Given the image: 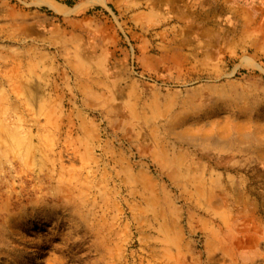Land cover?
<instances>
[{
	"label": "rangeland",
	"instance_id": "obj_1",
	"mask_svg": "<svg viewBox=\"0 0 264 264\" xmlns=\"http://www.w3.org/2000/svg\"><path fill=\"white\" fill-rule=\"evenodd\" d=\"M126 2L0 0V264H264L263 0L181 79L144 72ZM103 59L128 79L83 101Z\"/></svg>",
	"mask_w": 264,
	"mask_h": 264
},
{
	"label": "crops",
	"instance_id": "obj_2",
	"mask_svg": "<svg viewBox=\"0 0 264 264\" xmlns=\"http://www.w3.org/2000/svg\"><path fill=\"white\" fill-rule=\"evenodd\" d=\"M259 5L260 0H127L121 8L129 13V22L141 30L136 35L141 51L139 62L144 72L181 79L207 74L209 45L219 53L224 51L225 18L230 21L226 23L241 25L237 34L233 31L236 38L227 45V52L247 51L249 44L245 39L256 36L250 24L257 22V19L250 9ZM209 29L216 34L215 40L210 42ZM150 30H154L151 38L146 35ZM191 30L195 31L193 37L189 33ZM81 62L82 65H77L79 70L88 71L94 66L96 73L103 71L101 77L95 78L92 71L81 72L78 76L81 87L79 94L84 96L81 95L83 101H88L89 96L104 94L103 88L108 86L116 88L118 93L123 85L121 82L128 79L127 72L123 75L119 71L105 74L104 70L110 65L104 63V59L93 65L89 61ZM193 62L196 64L194 69ZM121 93L126 94L127 91L122 90Z\"/></svg>",
	"mask_w": 264,
	"mask_h": 264
},
{
	"label": "bare ground",
	"instance_id": "obj_3",
	"mask_svg": "<svg viewBox=\"0 0 264 264\" xmlns=\"http://www.w3.org/2000/svg\"><path fill=\"white\" fill-rule=\"evenodd\" d=\"M241 1H242V0H241ZM247 2H248V1H247ZM242 3H243V2H242ZM263 3H264V2H263ZM51 7L54 8L55 11H57V12L59 11L58 8H56V7H54V6H51Z\"/></svg>",
	"mask_w": 264,
	"mask_h": 264
}]
</instances>
